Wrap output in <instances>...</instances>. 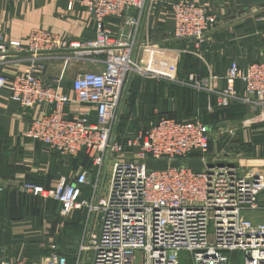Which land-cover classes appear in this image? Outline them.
<instances>
[{
	"label": "built area",
	"instance_id": "1",
	"mask_svg": "<svg viewBox=\"0 0 264 264\" xmlns=\"http://www.w3.org/2000/svg\"><path fill=\"white\" fill-rule=\"evenodd\" d=\"M151 2L82 0L99 25L93 37L70 42L33 29L27 37L26 52L33 60L30 68L10 82L0 71V89H8L22 111L49 107L42 119L32 123L26 137L71 159L87 158L93 167L74 184L63 179L51 189L23 183L16 192L61 203L66 210L82 206L99 213V230L88 246L91 264H235L237 254L242 264H264V222L250 218L264 214V181L254 183L235 166L221 165L223 159L207 163L202 170L188 164L208 140V126L158 116L136 135L121 139L117 133L125 86L139 71L137 38ZM168 6L174 38L189 42L196 52L204 51L209 33L218 24L217 15L189 1ZM112 20L118 25L115 33L103 27ZM58 54L91 63L103 56L104 67L79 73L69 97L58 90L59 81L46 85L42 78L47 63ZM8 55L0 27V66ZM160 76L170 83L189 84L175 65ZM225 78L242 83L246 96L231 87L217 91L216 107L230 109L245 103L249 114L239 126L246 130L264 125V59L245 68L231 67ZM204 84L197 79L192 86L206 91ZM74 106L87 108L72 111ZM116 155L125 158L116 161ZM149 161L165 166L153 167ZM112 163L111 182L102 194V176ZM77 187L85 189L79 200ZM6 188L0 182V196ZM41 264L72 263L65 255L54 254L44 256Z\"/></svg>",
	"mask_w": 264,
	"mask_h": 264
},
{
	"label": "crops",
	"instance_id": "2",
	"mask_svg": "<svg viewBox=\"0 0 264 264\" xmlns=\"http://www.w3.org/2000/svg\"><path fill=\"white\" fill-rule=\"evenodd\" d=\"M174 1L180 0H152L145 14L135 53L139 71L128 78L125 86L117 133L121 139L136 135L158 116L176 121L196 120L209 127L204 147L214 152L217 134L212 135L211 131L222 128L227 130L222 143L229 159L220 164L235 166L254 183L264 181V125L239 129L237 124L249 114V106L238 103L230 109H219L215 99L217 91L228 87L246 96L243 84L229 82L225 73L231 67L245 68L264 59V20L257 21L264 19V0H181L209 7L218 17L202 52L194 51L189 42L174 38V19L168 6ZM81 2L0 0V27L9 50L0 71L9 82L33 63L26 52L27 37L33 29L48 31L70 42L94 36L99 25ZM103 27L113 33L118 30L114 20L106 21ZM103 59L101 56L98 63H91L72 61L63 54L54 60L53 55L43 81L46 85L59 81L58 90L72 97L76 76L102 70ZM170 65H175L180 78H186L189 84L170 83L162 78L160 75ZM197 79L204 81L208 90L194 88ZM86 108L74 106L72 111ZM48 111L49 107L42 105L26 113L11 100L8 89H0V182L7 186L0 196V262L41 264L44 256L60 254L72 264H91L88 246L92 234L99 230V213L82 206L66 210L61 203L16 192L23 183L35 182L51 189L63 179L74 184L82 172L93 169L87 158L71 159L26 137L32 123ZM204 147L189 159L188 164L196 170L204 169L210 162L201 166L207 157ZM152 164L165 166L164 162ZM106 171V180L101 182L102 194L112 177H107ZM84 191V187H77L78 200ZM98 194L96 201L101 193Z\"/></svg>",
	"mask_w": 264,
	"mask_h": 264
},
{
	"label": "rangeland",
	"instance_id": "3",
	"mask_svg": "<svg viewBox=\"0 0 264 264\" xmlns=\"http://www.w3.org/2000/svg\"><path fill=\"white\" fill-rule=\"evenodd\" d=\"M237 125H238V127H240L239 126V123ZM238 127H236V128H238ZM239 129L244 130L241 127ZM226 131L227 130L222 129V128L213 129V131H211V134L212 135H216L217 134L215 137L213 136L214 139L217 138V142H216V144H213L214 147H212L213 150H214V152L210 151L209 148H208V146H207V148L204 147L206 149V156L207 157H206V159L202 160L201 166L203 164H205L207 161L208 162L209 161L211 162V161L216 160V159H221V160L222 159L223 160L224 159H229V157H228L229 155H226V153H228V150L227 151L225 150V147H224L225 144H223L224 143L223 141L226 140ZM223 137H225V138H223ZM214 154H216V155H214ZM114 157H115L116 161H123L124 158H125V157L123 158L122 156H118V155H116ZM147 163L150 164L153 167H157V164H152L153 162H150L149 161ZM112 166H114V163L110 164V166L107 168V171H106L107 172V175L106 176L109 177V178L111 177V174H112V171H113ZM104 175L105 174H103V176H102L103 178H102L101 182L103 180H106V178L104 179ZM250 218L255 223L264 222V214H262L260 216H251ZM138 263H139V260H138ZM235 264H242V262H241V255L240 254H237L236 255V262H235Z\"/></svg>",
	"mask_w": 264,
	"mask_h": 264
}]
</instances>
